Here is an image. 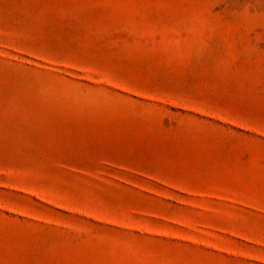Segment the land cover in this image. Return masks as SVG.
Returning <instances> with one entry per match:
<instances>
[{
    "label": "rangeland",
    "instance_id": "1",
    "mask_svg": "<svg viewBox=\"0 0 264 264\" xmlns=\"http://www.w3.org/2000/svg\"><path fill=\"white\" fill-rule=\"evenodd\" d=\"M0 264H264V0H0Z\"/></svg>",
    "mask_w": 264,
    "mask_h": 264
}]
</instances>
